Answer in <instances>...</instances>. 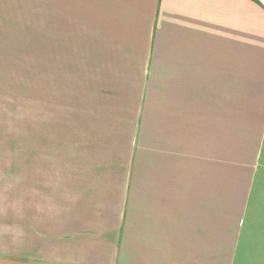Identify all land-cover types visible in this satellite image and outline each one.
Wrapping results in <instances>:
<instances>
[{
    "label": "crops",
    "instance_id": "0c3cea01",
    "mask_svg": "<svg viewBox=\"0 0 264 264\" xmlns=\"http://www.w3.org/2000/svg\"><path fill=\"white\" fill-rule=\"evenodd\" d=\"M40 6L80 101L41 149L0 130V264H264V0H0L20 115Z\"/></svg>",
    "mask_w": 264,
    "mask_h": 264
},
{
    "label": "rangeland",
    "instance_id": "374dc122",
    "mask_svg": "<svg viewBox=\"0 0 264 264\" xmlns=\"http://www.w3.org/2000/svg\"><path fill=\"white\" fill-rule=\"evenodd\" d=\"M53 8L58 7L40 6L37 32H21L22 47L17 48L16 60L14 58L16 86L14 73L10 79L11 88L22 94L21 115L19 109L0 104V130L13 134L17 130L15 121L18 123V120H23V130L19 132L23 136L37 137L40 149L48 142H53L56 136L63 135L62 128L67 119L63 105L77 106L80 101L78 88H72L74 81L69 75L66 77L63 71L61 24H47V9ZM50 26L52 30L48 29ZM19 105V101L12 103L15 108ZM32 114L37 120H32Z\"/></svg>",
    "mask_w": 264,
    "mask_h": 264
}]
</instances>
